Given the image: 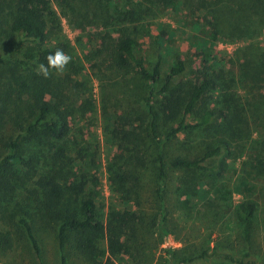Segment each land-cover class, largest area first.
<instances>
[{
    "label": "rangeland",
    "instance_id": "374dc122",
    "mask_svg": "<svg viewBox=\"0 0 264 264\" xmlns=\"http://www.w3.org/2000/svg\"><path fill=\"white\" fill-rule=\"evenodd\" d=\"M207 1L51 0L58 23L49 25L47 45L63 49L72 57L63 75L52 73L61 81V104L69 114L62 181L92 195L104 218L110 207L136 208V202L125 201L110 183L107 170L122 141L114 132V125L121 121L126 110L143 111L142 95L146 88L142 81L135 74H125L114 64V39L129 33L137 39L150 67L158 55L162 57L163 72L168 70L175 56L184 59L186 70L175 79L183 90L188 89L190 81L200 73L220 75L219 84L215 83L205 105L201 103L198 111L206 106L225 108L224 102L228 100L232 113L241 115V120L232 119L229 129L223 127L224 130L213 137L196 130L193 134L176 135L165 143L167 158L201 157L207 144L220 145L221 154L205 161L210 167L206 171L167 166L164 195L170 234L161 237L159 244L157 232L146 235V247L140 249L144 252L142 256L155 255L153 264H165L168 253L164 249L172 246L183 250L178 260L180 264L183 258H190L188 253L194 250L198 257L195 264H235L230 261L231 256L238 260L239 253L249 250L254 263L264 264V85L262 88L251 86L244 73L246 67L237 54L245 44L252 43L261 46L260 52L264 55V29L259 30V21L254 18L252 25L257 31L244 34L241 39L216 35L208 23L207 11L197 7ZM2 37L0 56L9 50L13 54L14 38ZM37 65L31 63V69L36 70ZM230 77L235 80L233 87L229 86ZM164 100L162 94L155 99L161 108ZM255 105L260 108L256 109ZM173 119L168 125L163 123L166 130L175 126ZM189 119L196 121L197 116ZM148 122L146 118L143 122H132V126L138 130ZM31 149L39 154V147ZM136 167L141 177L142 196H150L155 182L150 145ZM41 169L44 170V166ZM94 177L98 186L92 182ZM40 191L39 186L30 182L25 189L17 186L13 195L1 202L0 232L10 231L14 245L0 250V264H39L33 247L18 225L19 207L28 214L42 261L60 263L57 226L44 218ZM244 201L256 206L251 234L246 240L238 225L239 206ZM215 245L218 252L211 253L209 248ZM206 249L208 255H201ZM66 256L67 264H91L68 250ZM100 264H132V261L120 256L101 258Z\"/></svg>",
    "mask_w": 264,
    "mask_h": 264
},
{
    "label": "trees",
    "instance_id": "16d2710c",
    "mask_svg": "<svg viewBox=\"0 0 264 264\" xmlns=\"http://www.w3.org/2000/svg\"><path fill=\"white\" fill-rule=\"evenodd\" d=\"M197 7L207 11L208 23L216 35L241 39L242 35L257 31L252 25L254 18L259 21V30L264 29V0H208ZM55 22L58 20L51 0H0V38L3 35L14 38L13 54L9 50L0 56V205L13 195L17 186L25 189L30 182L39 186L42 195L40 209L44 218L46 216L57 226L61 253L59 264H67L66 250L91 264H100L101 258L120 256L129 257L132 264H153L155 255L144 258L142 250L146 247V235L157 232L159 244L162 243L161 237L170 234L164 195L167 166L206 171L210 167L205 161L221 154L220 145L207 144L201 157L167 158L165 143L176 135L193 134L196 130H203L213 137L224 130L223 127L229 129L232 119L241 120V115L232 113L228 100L224 102L225 108L206 106L198 111L201 103L205 105L208 92L216 82L219 84V74L200 73L190 81L189 88L183 90L175 79L186 70L184 59L175 56L171 66L163 72L161 55L151 67L148 66L135 37L125 33L123 37L114 39V64L125 74L139 77L146 89L142 95L143 111L126 110L121 121L114 125V132L121 136L122 141H119V151L107 167L110 183L125 201L136 202V208L110 207L104 218L92 195L83 188H75L62 181L66 153L64 142L70 125L69 114L61 104V81L53 74L45 79L31 69V63L46 64V56L58 48L47 45L49 25ZM260 48L247 43L237 54L246 67L244 73L251 86L262 88L264 55ZM230 79L229 86L233 87L235 80L233 77ZM161 94L165 97L163 108L155 101ZM254 107L260 108L259 105ZM192 115L197 116L196 121H190ZM146 118L149 122L141 125L140 129L132 126V122H143ZM172 119L175 126L166 130L165 125ZM217 119L221 122L216 123ZM149 145L153 149L155 182L150 196H142L143 187L136 164ZM35 146L39 147V154L31 149ZM43 166L44 170L41 169ZM92 182L98 186L97 178L94 177ZM255 210L256 206L251 201H244L239 206L238 225L245 240L250 237ZM19 213L18 225L33 247L39 264H45L27 212L19 207ZM13 245L10 231H1L0 250L10 249ZM209 250L218 252V247L215 245ZM164 251L168 253L165 264H180L182 248L169 246ZM195 252L190 251V258H183L181 263L195 264L198 260ZM201 255H208V249ZM250 255V251L245 250L239 253L240 259L233 260L231 256L230 261L256 264Z\"/></svg>",
    "mask_w": 264,
    "mask_h": 264
},
{
    "label": "clouds",
    "instance_id": "9594fccd",
    "mask_svg": "<svg viewBox=\"0 0 264 264\" xmlns=\"http://www.w3.org/2000/svg\"><path fill=\"white\" fill-rule=\"evenodd\" d=\"M46 64L40 63L37 65V75L48 79L53 71L56 75H63L67 65L72 61V57L64 52L63 49L57 48L52 54L46 56Z\"/></svg>",
    "mask_w": 264,
    "mask_h": 264
}]
</instances>
